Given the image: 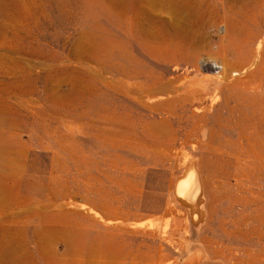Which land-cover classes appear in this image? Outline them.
<instances>
[{
  "label": "rangeland",
  "instance_id": "obj_1",
  "mask_svg": "<svg viewBox=\"0 0 264 264\" xmlns=\"http://www.w3.org/2000/svg\"><path fill=\"white\" fill-rule=\"evenodd\" d=\"M113 1L0 0V264H264V0Z\"/></svg>",
  "mask_w": 264,
  "mask_h": 264
},
{
  "label": "bare ground",
  "instance_id": "obj_2",
  "mask_svg": "<svg viewBox=\"0 0 264 264\" xmlns=\"http://www.w3.org/2000/svg\"><path fill=\"white\" fill-rule=\"evenodd\" d=\"M114 1H115V0H114ZM114 1H113V2H114ZM118 1H119V0H118ZM122 1H123V0H122ZM125 1H126L125 4H127V0H125ZM128 1H129V0H128ZM132 1H133V0H132ZM148 1H150V0H148ZM185 1H187V0H185ZM115 2H116V1H115ZM115 2H114V3H115ZM139 2H140V1H139ZM159 2H160L161 4H163V6L165 5V7H168L169 9H171V11H172V10H175V11H178V10H179V11H180V10H184V9H186V6H185L184 4H182L181 2H178L177 0H159ZM120 3H121V2H120ZM122 3H123V2H122ZM137 3H138V2H137ZM115 4H118V3H115ZM123 4H124V3H123ZM125 4H124V5H125ZM132 4H133V3H132ZM148 4H149V3H148ZM150 4H151V3H150ZM150 4H149V5H150ZM154 4H156V3H154ZM186 4H188V3H186ZM118 5H119V4H118ZM127 5H128V4H127ZM140 5H141V4H140ZM149 5H148V6H149ZM152 5H153V4H152ZM152 5H151V7H152ZM129 6H130V5H129ZM133 6H134V5H133ZM144 6H145V5H144ZM157 6H158V5H157ZM136 7H138V6H136ZM189 7H190V6H189ZM114 8H115V7H114ZM124 8H125V7H124ZM124 8H123V9H124ZM131 8H132V7H131ZM125 9H126V8H125ZM133 9H134V8H133ZM187 9H188V8H187ZM138 10H139V8H138ZM190 10H191V7H190ZM175 11H174V12H175ZM188 11H189V10H188ZM191 11H192V10H191ZM142 12H143V11H142ZM174 12H173V13H174ZM169 13H170V12H169ZM183 13H184V12H183ZM137 14H139V12H138ZM137 14H136V15H137ZM148 14H149V13H148ZM175 14H176V13H175ZM146 15H147V14H146ZM177 15H179V14H177ZM173 16H174V15H173ZM189 16H190V15H189ZM187 17H188V16H187ZM132 18H133V17H132ZM138 18H139V17H138ZM146 19H147V18H146ZM148 19H149V18H148ZM150 19H151V18H150ZM150 19H149V20H150ZM139 20H140V19H139ZM152 20H153V19H152ZM144 21H145V20H144ZM146 22H148V21H146ZM146 22H145V23H146ZM158 22H159V21H158ZM152 23H153V21H152ZM139 24H140V23H139ZM143 24H144V23H143ZM156 24H158V23H156ZM147 25H148V24H147ZM140 26H141V25H140ZM145 26H146V25H145ZM153 26H154V25H153ZM156 26H157V25H156ZM143 27H144V26H142V28H143ZM151 27H152V26H151ZM154 27H155V26H154ZM158 27H160V26L158 25ZM136 28H137V27H136ZM142 28H141V29H142ZM146 28H147V27H146ZM152 28H153V27H152ZM165 28H166V26H165ZM139 29H140V28H139ZM149 29H150V27H149ZM167 29H168V28H167ZM144 30H145V29H144ZM144 30H143V31H144ZM150 30H151V29H150ZM154 30H155V29H154ZM157 30H158V28L155 30V32H157ZM160 30H161V29H160ZM162 30H163V29H162ZM162 30H161V32H162ZM164 30H166V29H164ZM164 30H163V33H164ZM137 31H138V30H137ZM139 32H140V31H139ZM144 32L146 33V31H144ZM168 32H169V31H168ZM168 32H166V33H168ZM176 32H177V31H176ZM147 33H148V32H147ZM151 33H152V32H151ZM158 33H159V32H158ZM154 34H155V33H154ZM161 34H162V33H161ZM171 34H173V33H171ZM141 35H142V34H141ZM141 35H140V36H141ZM159 35H160V34H159ZM153 36H154V35H153ZM180 36H182V35H180ZM145 37H146V36H145ZM145 37H144V38H145ZM149 37H150V35H149ZM154 37H155V36H154ZM154 37H153V39H154ZM161 37H162V36H161ZM138 38H139V37H138ZM156 38H158V37L156 36ZM164 38H165V37H164ZM148 39H149V38H148ZM161 39H162V38H160V40H161ZM151 40H152V39H151ZM156 40H158V39H156ZM160 40H159V41H160ZM152 41H153V40H152ZM162 41H163V40H162ZM138 42H139V41H138ZM144 42H145V41H144ZM147 42H149V41L147 40ZM156 42H157V41H156ZM152 43H153V42H152ZM152 43H151V44H152ZM158 43H159V42H158ZM162 43H164V42H162ZM162 43H161V44H162ZM139 44H140V42H139ZM143 44H144V43H143ZM148 45H149V44H148ZM157 45H158V44H157ZM146 46H147V45H146ZM154 46H155V45H154ZM154 46H153V47H154ZM159 46H160V43H159ZM159 46H158V47H159ZM144 47H145V46H144ZM155 47H156V46H155ZM160 48H161V47H160ZM160 48H159V49H160ZM160 50H163V49H160ZM165 51H166V50H165ZM157 52H158V51H157ZM171 54H172V53H171ZM210 69H211V68H210ZM212 69H213V68H212ZM215 69H216V68H215ZM217 69H218V68H217ZM222 70L225 71L224 67H222ZM236 73H237V72L234 71V72H232L231 75L236 74ZM226 78H227V76H226Z\"/></svg>",
  "mask_w": 264,
  "mask_h": 264
}]
</instances>
